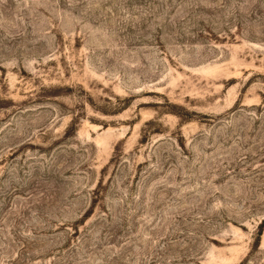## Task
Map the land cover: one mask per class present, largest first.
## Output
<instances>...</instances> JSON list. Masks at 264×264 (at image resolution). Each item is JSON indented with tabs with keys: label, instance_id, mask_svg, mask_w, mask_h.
<instances>
[{
	"label": "rangeland",
	"instance_id": "374dc122",
	"mask_svg": "<svg viewBox=\"0 0 264 264\" xmlns=\"http://www.w3.org/2000/svg\"><path fill=\"white\" fill-rule=\"evenodd\" d=\"M0 264H264V0H0Z\"/></svg>",
	"mask_w": 264,
	"mask_h": 264
}]
</instances>
